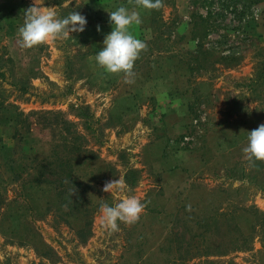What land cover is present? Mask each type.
Returning a JSON list of instances; mask_svg holds the SVG:
<instances>
[{"label":"rangeland","instance_id":"rangeland-1","mask_svg":"<svg viewBox=\"0 0 264 264\" xmlns=\"http://www.w3.org/2000/svg\"><path fill=\"white\" fill-rule=\"evenodd\" d=\"M32 4L0 0V264H264V161L242 151L264 124V0L137 8L131 84L94 57L134 0H44L85 30L21 49ZM121 176L147 206L110 233Z\"/></svg>","mask_w":264,"mask_h":264},{"label":"clouds","instance_id":"clouds-1","mask_svg":"<svg viewBox=\"0 0 264 264\" xmlns=\"http://www.w3.org/2000/svg\"><path fill=\"white\" fill-rule=\"evenodd\" d=\"M162 7L163 0H134L131 10L120 6L117 10L109 12L113 30L106 35L104 48L94 57L97 65L109 74L123 73L125 83H134L135 61L147 50V43L136 38L130 31L134 25L142 23L137 8L159 10ZM23 14L24 21L18 28L17 41L21 49H31L58 39L66 40L70 38V33L83 32L87 24L86 18L77 11L63 18L58 17L55 7L44 6V0H33L32 6ZM97 30L99 31V26ZM247 139V146L242 151L250 166H255V161H264V124L248 132ZM102 190L110 194H124L119 196L118 202L113 206L101 204L100 222L105 230L116 232L119 231L118 222L132 225L139 221L147 205L136 196L126 194L128 185L123 176L106 181ZM75 192L74 188L70 195Z\"/></svg>","mask_w":264,"mask_h":264},{"label":"trees","instance_id":"trees-1","mask_svg":"<svg viewBox=\"0 0 264 264\" xmlns=\"http://www.w3.org/2000/svg\"><path fill=\"white\" fill-rule=\"evenodd\" d=\"M4 149L5 150H9L10 151V149L8 148V146H5L4 147ZM48 158H50L49 156H48ZM34 159L35 160H37V162H39L40 161V159L38 158V156L36 155L35 157H34ZM41 162V161H40ZM43 162H48L47 160H44ZM49 173V172H48ZM56 173V172H55ZM60 175V177H62V175H63V177H65L64 176V174L62 173V174H59ZM62 177V178H63ZM73 178V172L71 171V172H69L68 174H67V177H65V178H63V180H61V184H62V186L64 185L63 183H65L66 181H68V179H72ZM42 180L40 179V178H38L37 179V182H41ZM45 181H47V182H52L53 180H50L49 178H45ZM41 183H43V182H41ZM51 189V188H50ZM202 227H203V223H202ZM209 231V230H208ZM207 232V231H206Z\"/></svg>","mask_w":264,"mask_h":264}]
</instances>
